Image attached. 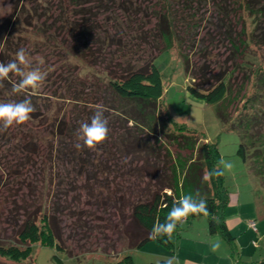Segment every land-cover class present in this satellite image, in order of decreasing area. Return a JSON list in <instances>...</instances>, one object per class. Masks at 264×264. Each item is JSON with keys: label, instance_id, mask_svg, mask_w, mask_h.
Here are the masks:
<instances>
[{"label": "trees", "instance_id": "1", "mask_svg": "<svg viewBox=\"0 0 264 264\" xmlns=\"http://www.w3.org/2000/svg\"><path fill=\"white\" fill-rule=\"evenodd\" d=\"M12 4L0 23V62L25 48L36 62L45 60L38 66L54 89L32 93V118L0 131V264H26L38 240L66 251L62 217L72 234L90 233L94 217L103 219L94 213L106 209L125 250L139 248L175 201L197 191L207 201L209 233L229 243L234 264H264L241 260L224 217L223 174L204 180L220 162L218 147L173 120L155 64L162 52L176 53L188 91L214 106L221 126L238 137L237 153L264 186V65L252 68L247 58L250 44L264 50V0ZM11 78L0 86V102L31 93L14 94L20 78ZM98 104L106 109L108 139L97 150H78L77 129L90 122ZM156 241L173 247L172 238ZM103 264H132V258Z\"/></svg>", "mask_w": 264, "mask_h": 264}, {"label": "rangeland", "instance_id": "2", "mask_svg": "<svg viewBox=\"0 0 264 264\" xmlns=\"http://www.w3.org/2000/svg\"><path fill=\"white\" fill-rule=\"evenodd\" d=\"M12 7V0H0V23L10 16ZM248 23L249 20H247ZM247 58L252 62V68H255L259 63L264 65V50L250 44ZM30 59L32 66L40 64L41 59L39 62L33 60L32 57ZM42 60L44 66L46 62L43 58ZM155 64L158 68L163 101L173 120L177 125H186L200 133L204 140L216 143L220 152V161L223 160L232 165L230 169H223V188L226 192L224 211L227 216H225L226 221L230 223V231L235 236L234 240L238 246L241 260H264V186L261 185L259 178L249 171L248 166L237 153L239 141L237 135L221 126L212 104L206 103L188 91L189 78L185 75L182 62L176 53L162 52L155 59ZM45 84L39 90L53 92L54 86L46 81ZM175 127L176 125L172 126L173 129ZM109 211L111 209L94 213V215H103V219L94 217L91 223L94 224V228L92 227L90 233L86 230L82 233L72 234L68 227L69 220L63 216L62 240L64 248L69 254L58 249L55 245L49 246L38 240L33 242L25 263L103 264L113 263L117 258L130 254L132 264H163L165 258L173 256L177 258L178 264H199V262H207L210 259L215 264H228V260L234 264L231 247L227 241L222 239L220 243L218 242L222 246L219 245L217 249L210 248L209 251L203 250L196 254L192 246L200 248L204 243L196 241L189 243L185 240L182 244L181 237L175 236L172 237L173 247L171 250L167 248L165 250L163 245L153 239L148 240L139 248L125 250L124 243L119 242L115 236L117 231L114 227L115 222L108 220L110 217L113 220L112 215L107 216ZM230 213L234 215L230 217ZM249 220L255 221L258 235L253 234L254 231L248 225ZM201 221L204 226L203 222H207L206 217L195 218L197 224ZM186 223L182 224V230L179 233L182 237L190 238V234L184 231L188 226ZM199 228L201 227H198V230ZM113 242H115L114 247H111ZM163 250L168 252V255Z\"/></svg>", "mask_w": 264, "mask_h": 264}, {"label": "clouds", "instance_id": "3", "mask_svg": "<svg viewBox=\"0 0 264 264\" xmlns=\"http://www.w3.org/2000/svg\"><path fill=\"white\" fill-rule=\"evenodd\" d=\"M43 63L41 59L40 64ZM18 76L20 79L13 84L12 92L14 94L26 93L31 90L29 95L19 102H0V131H7L14 125H23L32 117L31 114L36 111L32 104L30 95L43 87L48 73L41 67H33L29 53L25 48H20L15 59L8 63L0 62V86L3 81L8 80L10 75ZM106 109L103 105H96L95 112L90 122H82L77 129L75 147L80 150L86 147L89 150H97L98 146L103 144L109 135L108 119L105 116ZM82 142V143H81ZM126 162V161H125ZM232 165L221 160L217 166L206 173L204 180L207 181L213 176L223 174V169H230ZM210 215L207 207V201L200 196L197 191L195 195L189 193L182 195L174 202L163 223L157 222L149 232V239L172 238L177 226L184 223L192 215ZM219 247L218 243L213 244V249ZM163 264H178L176 257L165 258Z\"/></svg>", "mask_w": 264, "mask_h": 264}, {"label": "crops", "instance_id": "4", "mask_svg": "<svg viewBox=\"0 0 264 264\" xmlns=\"http://www.w3.org/2000/svg\"><path fill=\"white\" fill-rule=\"evenodd\" d=\"M231 215H234V214L230 213L229 216L232 217ZM225 216L226 215H225V211H224V217ZM226 217H225V221H226ZM226 223L230 227V223L228 221H226ZM186 224H188V226L185 228L184 231L188 232L191 237L190 236H189L190 238H188V236L182 237L181 233H179L177 238L181 237L180 240L182 239L181 240L182 244L185 240L189 241V243L194 242V241H196L197 243H199V242L204 243L203 246H201L200 248L198 246L197 247L192 246V247H194V250H195L194 253L195 254L198 252H202L203 250L209 251L210 248H213V244L218 243V242L220 243V241L222 239V237L217 233H215V234L209 233L207 222H203L204 226H202V221L197 224V222H195V219H193ZM198 227H201V228H199V230H198ZM181 230H182V228H181ZM219 245L222 246L221 244H219ZM161 249H163V248H161ZM164 249L166 250V248H164ZM165 250H163V251L165 252ZM165 254L168 255V252H165ZM211 256H213V255H211ZM211 256H210V258H211ZM199 264H215V263L212 259H210L207 262H205V261L199 262ZM225 264H227V263H225ZM228 264H232L230 260H228Z\"/></svg>", "mask_w": 264, "mask_h": 264}, {"label": "built area", "instance_id": "5", "mask_svg": "<svg viewBox=\"0 0 264 264\" xmlns=\"http://www.w3.org/2000/svg\"><path fill=\"white\" fill-rule=\"evenodd\" d=\"M249 225H250L254 230H256L255 223H254L253 220L249 221Z\"/></svg>", "mask_w": 264, "mask_h": 264}]
</instances>
